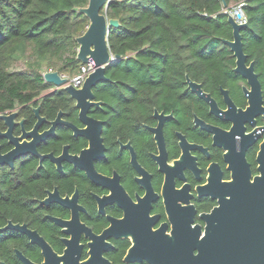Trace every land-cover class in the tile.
Here are the masks:
<instances>
[{
    "label": "flooded vegetation",
    "instance_id": "1",
    "mask_svg": "<svg viewBox=\"0 0 264 264\" xmlns=\"http://www.w3.org/2000/svg\"><path fill=\"white\" fill-rule=\"evenodd\" d=\"M242 51L244 67L252 68L259 92L248 78L235 72L237 58L229 47L232 74L224 86L207 88L185 75V90L177 108L166 111L154 107L150 116H132L127 130L119 123L118 116H114V123L109 121V116H94L96 109L104 108L93 91L104 80L96 84L92 92L94 101L100 105L90 106L86 117L101 122L104 149L92 162L100 184L91 179L86 169L67 160L61 161V170L50 159L40 161L32 154L18 157L12 167L0 164L1 174L36 159L39 173H46V165L51 164L56 173L70 177L67 183L56 182L44 190L42 198L34 199L42 219L57 229L60 249L27 223L8 220L0 227V244L8 242L11 246L8 253L12 255L0 256V264H25L18 252L34 264L45 262L42 249L14 226H26L37 232L58 257L64 256L66 249H74L77 264L91 258L89 264H161L163 260L181 264L185 261L182 254L186 247H192L196 256L207 232L203 216L217 209L222 199L230 198L226 192L228 185L236 179L247 178L253 182L264 172V63L251 58L244 50L243 37ZM187 78L201 86L207 99L188 88ZM57 90L50 85L42 96ZM258 94L259 101H256ZM42 96L0 113L15 114L12 137L22 136V126L25 132L33 130L38 122L36 109L38 116L44 118L38 134L50 129L59 112L62 121L77 129L87 128L71 97L74 114L59 108L55 117L48 119L42 109ZM26 116L33 119L31 127L27 126ZM7 131L8 126L0 119V155L14 148L10 138L3 136ZM66 132L72 143L62 144L58 152L41 150L44 144H50ZM31 141L32 138L19 139L20 144ZM81 142L84 144L80 145ZM65 146L70 156L79 157L83 150L89 149V140L60 123L54 127L53 134L37 144L36 150L40 155L60 157ZM47 199L51 200L43 203ZM51 217L66 222L65 226L56 224ZM112 227L114 230L108 232ZM17 246L37 253L39 259H32ZM134 247L143 251L130 253Z\"/></svg>",
    "mask_w": 264,
    "mask_h": 264
},
{
    "label": "trees",
    "instance_id": "2",
    "mask_svg": "<svg viewBox=\"0 0 264 264\" xmlns=\"http://www.w3.org/2000/svg\"><path fill=\"white\" fill-rule=\"evenodd\" d=\"M239 2H245L247 23L242 30L243 48L264 63V0H111L106 15L120 24L108 32L109 50L116 59L107 68L106 79L93 90L95 99L104 105L94 116H109L111 123L118 116L127 130L132 116H150L154 107L177 108L185 75L207 88L224 86L232 74L233 59L224 43L232 39V28L223 10ZM87 3L0 0V113L42 96L50 87L43 72L69 77L78 73L76 37L84 33L89 21L76 9ZM27 54L23 69H10L13 61ZM40 101L48 119L59 108L74 114L71 98L62 89ZM26 117L31 127L33 119ZM51 141L42 146L43 152H58L62 144L72 143L69 132ZM36 167L37 160L30 159L0 174V227L8 220L25 222L59 250L57 229L42 219L34 199L70 177L56 173L51 164L46 165V173ZM10 248L8 242L1 243L0 256L12 255ZM27 254L34 260L40 257L35 252Z\"/></svg>",
    "mask_w": 264,
    "mask_h": 264
},
{
    "label": "water",
    "instance_id": "3",
    "mask_svg": "<svg viewBox=\"0 0 264 264\" xmlns=\"http://www.w3.org/2000/svg\"><path fill=\"white\" fill-rule=\"evenodd\" d=\"M110 1L88 0L85 7L76 9V12L82 13L89 21L84 33L76 37L78 44L76 58L81 65L91 64L93 67L82 86L76 88L71 84H67L69 78L56 71H46L42 74L45 83L53 86L54 89L64 90L69 97L76 101L80 119L87 124V128L77 129L71 123L62 121L61 112H59L56 120L51 123L50 129L38 134L39 125L44 121V118L38 116V109H36L38 122L33 130L25 132L22 126V136L14 138L11 136V132L15 125L13 121L15 114L0 115V119L4 120L8 126V131L3 136L9 137L10 142L14 145V148L7 154L0 155V164L6 163L12 167L13 161L18 157L32 154L39 157L40 161L44 158L50 159L61 170V161L67 160L81 169H86L91 179L100 184V176L95 172L92 162L102 155L104 149L100 135L101 122L86 116L90 106L100 105V102L94 101L92 88L106 79L105 70L116 59V56L109 50L108 32L110 28L119 27L120 24L117 19L109 18L106 15V9ZM223 5L226 6L225 3ZM224 14L233 34V40H225L224 43L230 47L237 58L235 72L248 78L252 86L259 92V83L252 68L246 69L244 67L245 56L242 51L241 31L247 26V23L239 24L235 22L231 15L226 12ZM187 84L189 89L200 97L207 99V95L203 94L199 84L189 78H187ZM259 97L258 94L256 101H259ZM60 123L72 128L75 135L85 136L89 140V149L83 150L79 157L70 156L66 146L60 157H54L53 154L40 155L36 150L37 144L43 138L53 134L54 127ZM21 138H32V141L20 144L19 139ZM228 186L229 191L226 192H229L230 198L222 199L217 209L213 210L211 214L203 216L207 223V232L198 254L196 256L193 254L192 247L184 248L182 257L185 261L181 264H264V172L262 177L256 178L253 182H250L247 178L245 180L236 179ZM51 199L44 200L43 203H47ZM57 200L61 201L58 198ZM51 219L58 225L65 226L66 224L60 219L53 217ZM14 227L26 234L31 243L42 249V254L45 257L43 264H60L61 260L64 261V264H74V262L77 264L78 255H75L74 249L68 248L65 250L64 256L58 257L37 232L27 229L26 226ZM113 230L114 227L108 232ZM64 232L68 233L67 230H64ZM75 247L79 249V247ZM139 249L143 251L142 248L134 247L130 250V253H137ZM17 254L25 264H34L19 252ZM146 257H149V255H146ZM90 261L82 264H89ZM160 263L177 264L174 260L167 262L163 260Z\"/></svg>",
    "mask_w": 264,
    "mask_h": 264
},
{
    "label": "built area",
    "instance_id": "4",
    "mask_svg": "<svg viewBox=\"0 0 264 264\" xmlns=\"http://www.w3.org/2000/svg\"><path fill=\"white\" fill-rule=\"evenodd\" d=\"M244 7H245V2H239L230 7H225L223 12H226L229 15H231L233 19L235 20V22L242 24V23H246ZM92 70H93V67L91 64L80 65L78 73L72 77H68L69 81L67 84H71L74 87H80L81 84H83L85 78L88 76V74ZM62 75L66 76L65 74H62Z\"/></svg>",
    "mask_w": 264,
    "mask_h": 264
},
{
    "label": "rangeland",
    "instance_id": "5",
    "mask_svg": "<svg viewBox=\"0 0 264 264\" xmlns=\"http://www.w3.org/2000/svg\"><path fill=\"white\" fill-rule=\"evenodd\" d=\"M28 54L25 55V56H21L20 58H18L17 60L13 61L11 66H10V69L11 70H20V69H23L26 65V62L28 60ZM46 72V71H45ZM66 75V74H65ZM67 76V75H66ZM69 77V76H67ZM48 90V89H47ZM45 90V91H47ZM44 91V92H45Z\"/></svg>",
    "mask_w": 264,
    "mask_h": 264
}]
</instances>
